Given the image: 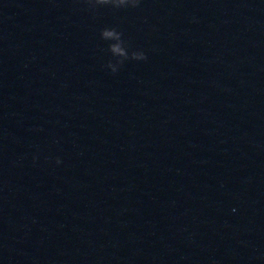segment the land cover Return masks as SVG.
<instances>
[{
    "label": "water",
    "instance_id": "water-1",
    "mask_svg": "<svg viewBox=\"0 0 264 264\" xmlns=\"http://www.w3.org/2000/svg\"><path fill=\"white\" fill-rule=\"evenodd\" d=\"M0 264H264V0H0Z\"/></svg>",
    "mask_w": 264,
    "mask_h": 264
},
{
    "label": "clouds",
    "instance_id": "clouds-1",
    "mask_svg": "<svg viewBox=\"0 0 264 264\" xmlns=\"http://www.w3.org/2000/svg\"><path fill=\"white\" fill-rule=\"evenodd\" d=\"M85 3H87L91 9H95L97 6H111L114 9H120L138 7L140 0H85ZM100 35L102 39L111 41L108 45V51L115 57V61L109 60L106 67L111 69L113 73H116L126 60L147 59L146 53L143 50L129 51L126 41L123 39V33L118 31L115 27H105L101 29ZM33 159L35 160V157H33ZM56 163H61L59 157L56 158Z\"/></svg>",
    "mask_w": 264,
    "mask_h": 264
}]
</instances>
